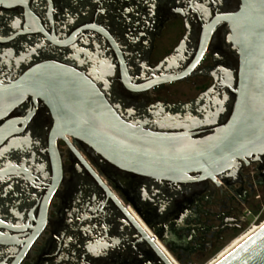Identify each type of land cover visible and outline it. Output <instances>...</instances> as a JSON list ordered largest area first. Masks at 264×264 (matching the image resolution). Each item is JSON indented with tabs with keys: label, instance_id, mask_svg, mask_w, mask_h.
<instances>
[{
	"label": "flooded vegetation",
	"instance_id": "1",
	"mask_svg": "<svg viewBox=\"0 0 264 264\" xmlns=\"http://www.w3.org/2000/svg\"><path fill=\"white\" fill-rule=\"evenodd\" d=\"M239 4L27 0L26 7H0V81L55 63L91 80L127 122L164 121L169 106H183L184 120H214L202 137L231 111L238 61L220 17ZM172 56L182 60L176 73L192 67L188 76L142 89L173 72ZM53 124L45 103L30 95L0 119V128L10 130L0 145V264L24 248L19 264H203L242 229L252 215L242 212L246 207L264 213V154L238 160L214 180L200 173L157 179L122 171L82 142L53 136Z\"/></svg>",
	"mask_w": 264,
	"mask_h": 264
},
{
	"label": "water",
	"instance_id": "2",
	"mask_svg": "<svg viewBox=\"0 0 264 264\" xmlns=\"http://www.w3.org/2000/svg\"><path fill=\"white\" fill-rule=\"evenodd\" d=\"M26 2L0 0V7H26ZM239 2L235 13L220 17L228 25V42L238 61L235 84L230 87L234 99L226 122L208 135L200 137L216 122L184 120L179 116L183 106H169L171 114L164 121L127 122L91 80L55 63L35 66L7 84L0 81V119L30 95L48 107L54 120L53 136L82 142L122 171L179 181L200 173L201 178L214 180L238 160L246 163L251 156L264 154V0ZM215 24L205 29L195 61L203 56ZM181 64L182 60L174 56L168 58V69L173 72L167 77L161 75V79L154 77L141 88L181 81L192 68L178 74ZM9 133L7 127L0 128V145ZM4 239L0 234V243ZM26 249L10 264H19ZM218 264H264V226Z\"/></svg>",
	"mask_w": 264,
	"mask_h": 264
},
{
	"label": "rangeland",
	"instance_id": "3",
	"mask_svg": "<svg viewBox=\"0 0 264 264\" xmlns=\"http://www.w3.org/2000/svg\"><path fill=\"white\" fill-rule=\"evenodd\" d=\"M262 205L264 206V203H262ZM253 208L254 205L251 206V209L250 208L248 209V207H246L244 210L242 209L243 210L242 212H244L245 210L251 211L252 213L251 217H249V219L245 221V224L243 225L240 231H236L228 239H226L225 242L219 246L218 250L213 255L208 257L203 264H210V262L216 260L217 258L221 259V257L225 253H227L228 250H230V248H226V247H228L233 241L235 245L241 243L251 231L258 228L260 229L264 225V213L259 216L258 215L259 212L257 210L253 211ZM231 246L232 245H230V247Z\"/></svg>",
	"mask_w": 264,
	"mask_h": 264
},
{
	"label": "bare ground",
	"instance_id": "4",
	"mask_svg": "<svg viewBox=\"0 0 264 264\" xmlns=\"http://www.w3.org/2000/svg\"><path fill=\"white\" fill-rule=\"evenodd\" d=\"M264 226V225H263ZM262 226V227H263ZM261 227V228H262ZM260 228V229H261ZM259 228L258 229H255V230H253V231H251L247 236H246V238L241 242V243H238L236 246H234L232 249H230L227 253H225L224 254V256L222 257V259H220L219 260V262L221 261V260H223L225 257H227L229 254H231L233 251H235L238 247H240L243 243H245L251 236H253L254 234H256L259 230H260ZM240 242V241H239ZM219 262H217V263H215V264H218Z\"/></svg>",
	"mask_w": 264,
	"mask_h": 264
}]
</instances>
